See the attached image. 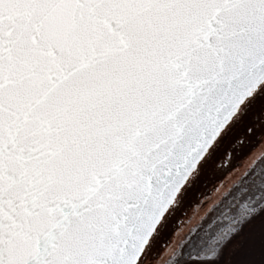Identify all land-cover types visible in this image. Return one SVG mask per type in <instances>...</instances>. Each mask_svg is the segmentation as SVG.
Segmentation results:
<instances>
[{
    "label": "snow or ice",
    "instance_id": "1",
    "mask_svg": "<svg viewBox=\"0 0 264 264\" xmlns=\"http://www.w3.org/2000/svg\"><path fill=\"white\" fill-rule=\"evenodd\" d=\"M262 85L264 0H0V264H137ZM243 192L199 264L264 207Z\"/></svg>",
    "mask_w": 264,
    "mask_h": 264
},
{
    "label": "rangeland",
    "instance_id": "2",
    "mask_svg": "<svg viewBox=\"0 0 264 264\" xmlns=\"http://www.w3.org/2000/svg\"><path fill=\"white\" fill-rule=\"evenodd\" d=\"M261 87L264 89V85ZM249 123H252V127L256 129L253 136H249L244 130ZM262 154H264V112L252 115L246 110H241L236 118L235 135L230 146H222L218 154L210 156V163L206 169L197 171L189 182V187L193 189L189 190L188 198L177 202L176 216L169 222L162 236L156 240L151 251H149L151 243L149 244L137 264H144L146 259L149 264L170 263L185 238L194 228L204 224L208 216L214 214L216 204L231 191L244 173L258 162ZM176 220L179 223H176ZM242 236L255 238V245L247 258L249 264H263L264 208L245 221L240 233L234 235L217 262H205V264H237V256L231 248ZM189 262L184 260L179 264H190Z\"/></svg>",
    "mask_w": 264,
    "mask_h": 264
},
{
    "label": "built area",
    "instance_id": "3",
    "mask_svg": "<svg viewBox=\"0 0 264 264\" xmlns=\"http://www.w3.org/2000/svg\"><path fill=\"white\" fill-rule=\"evenodd\" d=\"M241 189L244 190L240 197L241 202H243L247 197H251L254 203H256L258 206H264V154L261 155V158L258 159V162L254 164L252 168L244 173L242 178L234 185L231 191L222 197V199L216 204V207L213 211L215 212L216 208L222 205L226 200H234L235 194L241 192ZM263 208L264 207H260L258 212H260V210ZM239 211L240 209L238 205L234 203L233 206L228 209L223 224H217V228L223 227L227 224H232V226H235V223L233 224L229 217L235 216ZM244 223L240 226V231L242 230ZM200 226L194 228V230L185 238L179 251L168 264H179L184 260H200L201 256L204 254L201 250L203 249L206 251L208 240L215 239L214 237L202 236L199 240L193 242V232ZM226 244L227 242L221 245V255L213 261L220 259Z\"/></svg>",
    "mask_w": 264,
    "mask_h": 264
},
{
    "label": "crops",
    "instance_id": "4",
    "mask_svg": "<svg viewBox=\"0 0 264 264\" xmlns=\"http://www.w3.org/2000/svg\"><path fill=\"white\" fill-rule=\"evenodd\" d=\"M233 237H234V236H233ZM233 237L227 242V244L225 245V247H226V246L228 245V243L233 239ZM225 247H224V248H225ZM189 261H190V262H189L190 264H193V263H194V264H198V263H199V260H189ZM209 262L214 263V262H217V260H216V261H213V260H212V261H209ZM186 263H187V262H186Z\"/></svg>",
    "mask_w": 264,
    "mask_h": 264
},
{
    "label": "clouds",
    "instance_id": "5",
    "mask_svg": "<svg viewBox=\"0 0 264 264\" xmlns=\"http://www.w3.org/2000/svg\"><path fill=\"white\" fill-rule=\"evenodd\" d=\"M242 212H243V210H242ZM232 223L234 224L235 221H232ZM230 226H231V225H230ZM226 232H227V229H225L224 231H221L220 234H219V236L217 237V239H221V238H223V236L226 234Z\"/></svg>",
    "mask_w": 264,
    "mask_h": 264
},
{
    "label": "water",
    "instance_id": "6",
    "mask_svg": "<svg viewBox=\"0 0 264 264\" xmlns=\"http://www.w3.org/2000/svg\"><path fill=\"white\" fill-rule=\"evenodd\" d=\"M145 248H146V247H145ZM144 250H145V249H144ZM143 252H144V251H143ZM143 252L141 253V256H142ZM141 256L138 258L137 263H138V261L140 260Z\"/></svg>",
    "mask_w": 264,
    "mask_h": 264
},
{
    "label": "trees",
    "instance_id": "7",
    "mask_svg": "<svg viewBox=\"0 0 264 264\" xmlns=\"http://www.w3.org/2000/svg\"><path fill=\"white\" fill-rule=\"evenodd\" d=\"M157 229H158V228H157ZM150 243H151V240L149 241V244H150ZM147 247H148V246H146L145 250L147 249ZM145 250H144V251H145Z\"/></svg>",
    "mask_w": 264,
    "mask_h": 264
},
{
    "label": "flooded vegetation",
    "instance_id": "8",
    "mask_svg": "<svg viewBox=\"0 0 264 264\" xmlns=\"http://www.w3.org/2000/svg\"><path fill=\"white\" fill-rule=\"evenodd\" d=\"M263 264H264V262H263Z\"/></svg>",
    "mask_w": 264,
    "mask_h": 264
}]
</instances>
